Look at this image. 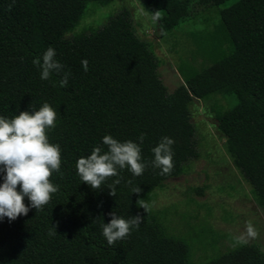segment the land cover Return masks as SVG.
Listing matches in <instances>:
<instances>
[{"label": "trees", "instance_id": "obj_1", "mask_svg": "<svg viewBox=\"0 0 264 264\" xmlns=\"http://www.w3.org/2000/svg\"><path fill=\"white\" fill-rule=\"evenodd\" d=\"M113 1L0 0V117L12 119L48 103L58 119L47 135L60 146L63 173H53L51 182L59 191L43 211L31 208L25 198L27 216L0 220V264H189L185 243L166 236L153 221L143 220L139 229L112 246L102 225L110 222L112 212L135 217L132 204L181 175L196 156L190 112L194 98L228 100L227 107H213L217 129L264 213V0H234L223 9L231 0H196L201 8H214L219 21L213 31L193 34V62L184 83L172 92L161 81L159 60L151 44L137 35L129 10L110 16L97 29L67 36L88 3L103 7ZM145 3L151 15L160 11V37L195 13L190 0ZM49 47L64 73H70L67 87L60 86L63 73L42 80L33 64L38 57L43 63ZM197 56L203 58L198 64ZM83 60L89 62L87 72ZM106 135L137 143L149 166L138 177L127 168L118 170L119 177L92 189L78 175L77 161L97 146L106 152ZM163 137L175 141L171 175L151 166L152 149ZM117 178L121 183L113 197L108 186ZM132 187H140L141 194ZM54 226L57 233L50 235ZM204 264H264V255L254 246H240Z\"/></svg>", "mask_w": 264, "mask_h": 264}, {"label": "rangeland", "instance_id": "obj_2", "mask_svg": "<svg viewBox=\"0 0 264 264\" xmlns=\"http://www.w3.org/2000/svg\"><path fill=\"white\" fill-rule=\"evenodd\" d=\"M190 1L194 15L162 37L158 34V21H153L145 0H115L103 7L88 3L84 16L67 36L88 28L97 29L110 16L129 10L137 35L151 44L159 60L161 81L172 92L184 83L186 68L193 62L197 49L193 34L213 31L219 21L214 8H201L195 4L196 0ZM233 2L228 1L220 8ZM202 60L197 56L195 62ZM216 103L228 106V100L220 96L208 101L192 99L196 156L185 164L181 175L166 180L141 198L151 205L148 213L138 207L137 201L131 207L134 216L153 221L166 236L185 243L189 264H204L240 246H254L264 255V213L226 153L225 138L217 129L213 112ZM248 222L259 233L255 239L246 236ZM241 235L246 243L237 242Z\"/></svg>", "mask_w": 264, "mask_h": 264}, {"label": "clouds", "instance_id": "obj_3", "mask_svg": "<svg viewBox=\"0 0 264 264\" xmlns=\"http://www.w3.org/2000/svg\"><path fill=\"white\" fill-rule=\"evenodd\" d=\"M11 10V5L9 7ZM153 21L160 19V11L152 14ZM56 52L49 47L41 58L33 60V64L41 71V79L49 80L53 73L63 76L61 87H67L70 73H64V65L55 59ZM84 71L89 70L87 60H83ZM58 119L57 112L48 104L32 113L20 112L12 119L0 117V173H3V184L0 185V220L7 218L15 221L20 216H27L30 207L25 204V198L30 202L31 208L43 211L51 202L53 194L59 191V186L51 182L53 173L61 172V149L59 145L49 142L48 131L55 129ZM144 135L139 137L143 144ZM175 141L163 137L155 148L154 160L151 166L161 169V175H171L174 169L172 146ZM103 144L107 151L99 146L95 147L90 156L81 157L77 161V172L83 183L92 189H101L102 185L112 177H119V171L127 168L134 176L143 175L149 166L143 162L141 147L132 141L120 142L111 135L103 137ZM121 178L115 179L109 185L110 195L116 196V185ZM131 185L132 181L129 180ZM19 187V191L17 190ZM134 194H141L140 187H132ZM138 207L147 213L151 205L144 199L137 201ZM111 220L102 225L103 236L110 246L117 241L124 240L131 235L133 228L139 229L143 217L137 215L129 219L118 216L115 212L109 213ZM56 226L50 235L56 234ZM259 235L251 222L246 225V236L255 239ZM238 243H246L244 235L237 237Z\"/></svg>", "mask_w": 264, "mask_h": 264}]
</instances>
